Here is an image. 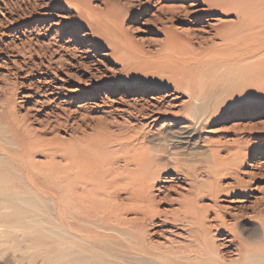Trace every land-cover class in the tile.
I'll return each mask as SVG.
<instances>
[{
  "label": "rangeland",
  "instance_id": "374dc122",
  "mask_svg": "<svg viewBox=\"0 0 264 264\" xmlns=\"http://www.w3.org/2000/svg\"><path fill=\"white\" fill-rule=\"evenodd\" d=\"M262 27L264 0H0V264L260 248Z\"/></svg>",
  "mask_w": 264,
  "mask_h": 264
},
{
  "label": "bare ground",
  "instance_id": "6f19581e",
  "mask_svg": "<svg viewBox=\"0 0 264 264\" xmlns=\"http://www.w3.org/2000/svg\"><path fill=\"white\" fill-rule=\"evenodd\" d=\"M259 3V2H258ZM249 4V2H248ZM252 22L251 20V17L250 19H244V20H240L239 23L236 25H233L231 26L233 29L237 28L240 29L239 27H246L248 25H250ZM256 23V22H255ZM236 26V27H235ZM250 28V27H249ZM264 28V27H262ZM211 107V106H210ZM205 105H199V107H197V115H201L203 114V112H205ZM202 116V115H201ZM3 130V129H2ZM22 149L24 151V154H28L29 153V148H26V147H23L22 146ZM3 163V162H2ZM1 166V165H0ZM2 167V166H1ZM0 167V168H1ZM3 168V167H2ZM16 168V167H15ZM17 169V168H16ZM14 169V170H16ZM6 171V170H5ZM2 177V176H1ZM0 177V178H1ZM4 179V177L2 178ZM2 181L0 180V185H1ZM10 184V183H9ZM8 184V185H9ZM6 185V184H5ZM12 188V187H11ZM3 190V189H2ZM5 190V189H4ZM3 190V192H4ZM12 190V189H10ZM6 191V190H5ZM13 191L15 192V190L13 189ZM11 191V192H13ZM9 193V192H8ZM216 194V192H214ZM11 194V193H10ZM211 195H214V194H211ZM27 196V195H25ZM195 200V199H194ZM197 201V200H196ZM195 202V201H194ZM196 204V203H195ZM184 205V204H183ZM181 205V206H183ZM186 205V204H185ZM188 205V204H187ZM28 206V205H27ZM180 206V207H181ZM183 208V207H181ZM195 208V207H194ZM197 208V206H196ZM197 211V209H195ZM199 210V209H198ZM186 214L190 215L191 217H193L194 219V222H196L197 226H198V235H200V232H202L201 235H204L205 231H207V229H209L208 226H204L201 222H199V220L197 221L198 219V213H196L195 211L192 210V207H186L185 211H184ZM179 213V212H178ZM200 213V212H199ZM178 215V214H177ZM182 215V214H180ZM200 215V214H199ZM218 215V214H217ZM179 217V216H178ZM181 217V216H180ZM179 217V218H180ZM184 217V216H183ZM181 217V218H183ZM187 217V216H186ZM185 217V218H186ZM190 217V219H192ZM202 217V216H201ZM215 217V216H214ZM178 218V219H179ZM187 219H189L187 217ZM175 221V220H174ZM178 221V220H177ZM180 221V219H179ZM183 221V220H182ZM204 221V220H203ZM29 223V222H28ZM52 223V222H51ZM189 223V222H187ZM191 223V221H190ZM193 223V221H192ZM218 224V223H217ZM217 226V225H216ZM197 228V227H196ZM223 229V228H222ZM194 230V229H193ZM192 230V231H193ZM53 235L55 237H59L61 234H67L68 236L71 235L72 238H74L72 235H76L75 233L74 234H68L66 231L63 232V230H61L60 228H54L52 227L51 229ZM194 231V232H195ZM193 232V233H194ZM194 235V234H193ZM76 238V237H75ZM240 238V237H239ZM77 239V238H76ZM195 239V238H194ZM242 240V239H241ZM262 244L259 245L260 248L258 247H255L254 249H251L250 247L247 246V244H241L240 245V248L238 249L239 250V257L237 258V260L235 261V264H264V237H262ZM261 240H258V242H260ZM83 242H85V240H82ZM252 242H256L255 239L251 240ZM87 242V241H86ZM243 242V241H241ZM237 243H239L237 241ZM199 244L201 245V252H198L195 259L192 260V261H187V262H184V264H222L220 261H218L216 258L213 257L212 252H211V248H209V242H207V240L205 239H200L199 240ZM103 246H105L103 244ZM74 248V251H71L70 250V256H71V259H70V263L72 264H99V263H102V264H109L108 260L106 262H103V261H100L101 259H99L97 256H91V257H84V258H79L78 256H76L79 251H84V248L83 247H80V246H75L73 245L72 246ZM71 247V248H72ZM258 248V249H256ZM263 250V251H261ZM101 251V250H100ZM258 251V252H257ZM195 252V251H194ZM260 252V253H259ZM147 253V252H146ZM72 254V255H71ZM132 254V256H131ZM129 253L127 254L126 252L122 251V250H119V249H115V254L114 256L112 257H117L118 259L122 260L121 262L119 263H115V264H168V263H163V262H159L158 260L154 259V258H151L149 257V252L147 253V255H142V254H139V253ZM70 258V257H69ZM177 259V258H176ZM224 263V262H223Z\"/></svg>",
  "mask_w": 264,
  "mask_h": 264
}]
</instances>
